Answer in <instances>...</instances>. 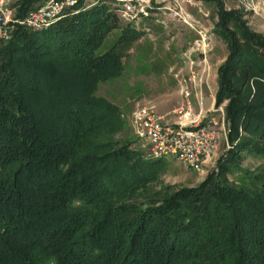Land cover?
I'll return each instance as SVG.
<instances>
[{"label": "trees", "instance_id": "obj_1", "mask_svg": "<svg viewBox=\"0 0 264 264\" xmlns=\"http://www.w3.org/2000/svg\"><path fill=\"white\" fill-rule=\"evenodd\" d=\"M45 1L16 0L18 15ZM201 1L217 7L228 51L215 106L227 102L234 146L193 187L151 188L160 158L96 93L138 38L128 23L101 50L117 7L78 0L48 29L19 26L0 43V264H264V33ZM242 153L263 162L243 168Z\"/></svg>", "mask_w": 264, "mask_h": 264}, {"label": "rangeland", "instance_id": "obj_2", "mask_svg": "<svg viewBox=\"0 0 264 264\" xmlns=\"http://www.w3.org/2000/svg\"><path fill=\"white\" fill-rule=\"evenodd\" d=\"M195 1L196 4L193 5L187 3L182 5L198 18L202 28L207 31L210 44L213 45V50L207 51V54L211 56V69L209 75L205 76L206 80L201 90L194 88V85L188 80L192 68L191 58L184 54L189 43L197 35L189 26L174 19L168 14V10L164 9L165 6H174L172 0H152L153 7L160 6L162 9L153 8L150 15L131 20L122 16V3L118 0H82L86 8L96 4H106L114 5L118 9L120 28L109 33L101 50L109 47L128 23L132 24L138 34V38L130 45L129 56L125 60L122 73L114 79L100 82L96 90L98 95L106 97L120 107L126 130L133 141H137L134 146L141 144L131 121V115L138 105L152 106L156 113L166 117V123H173L174 118L169 114L182 102L184 87L187 86L190 90V99L195 109L206 110L215 102L216 95L213 96L211 93L216 91V67L223 62L228 51L224 40L214 32L215 24L218 21L217 7L201 0ZM219 1L226 10L243 11L245 13L243 19L247 20L255 30H259L260 17L247 11L235 0ZM254 1L259 2L260 5L264 4V0ZM201 55L197 53L193 57L199 61ZM198 67H201L198 63L193 66L196 70ZM226 103L223 104L224 109ZM216 115L220 117V113L217 112ZM225 129V131H221L217 155L201 171L188 168L172 155L166 156L159 161V168L154 172L156 180L150 183L151 188L160 190L171 186L172 190H177L183 187L197 186L206 180L214 170L219 169L220 164L228 157L234 146L228 137L227 121ZM143 151L149 156L147 150L143 149ZM242 154L240 166L243 168L254 169L263 162L262 158L253 154ZM230 177L233 178L234 175L232 174Z\"/></svg>", "mask_w": 264, "mask_h": 264}, {"label": "built area", "instance_id": "obj_3", "mask_svg": "<svg viewBox=\"0 0 264 264\" xmlns=\"http://www.w3.org/2000/svg\"><path fill=\"white\" fill-rule=\"evenodd\" d=\"M122 3V16L127 20L148 16L153 8L152 0H118ZM247 11L261 18L264 25V4L254 0H235ZM174 6H165L174 19L189 26L196 32L195 37L184 51L191 58V71L188 80L202 83L208 76L210 65L207 51L210 50V38L202 28L198 18L183 7V3L196 4L195 0H172ZM78 0H46L26 14L18 15L16 0H0V43L11 39L19 26L32 30H45L62 20L68 10L74 8ZM202 54L204 70L199 73L193 68L194 54ZM182 102L172 109L169 116L174 122H165L166 117L155 112L152 106L138 105L131 115L137 138L141 146L153 158L172 155L188 168L201 171L217 155L221 141V131L225 129L226 115L223 104L210 111L196 110L190 99V90L184 87ZM220 113L217 117L216 113ZM122 116H124L122 114Z\"/></svg>", "mask_w": 264, "mask_h": 264}, {"label": "crops", "instance_id": "obj_4", "mask_svg": "<svg viewBox=\"0 0 264 264\" xmlns=\"http://www.w3.org/2000/svg\"><path fill=\"white\" fill-rule=\"evenodd\" d=\"M260 19H261V18H260ZM258 26H259V30H258V31H261V32L264 33V25H263L262 20H261V22H260V24H259ZM212 50H213V45L211 44L210 50H209L208 52H211ZM194 55H195V54H194ZM194 55H193V56H194ZM193 56H192V58H193V60L195 61L194 64H193V66L195 65V63H198V65L201 66V67H198L197 71H198L199 73H202L203 70H204V63L202 62L201 58H199V59H200L199 61H196L197 58H195V57H193ZM199 57H200V56H199ZM210 58H211V56H210L209 54H207L208 64H209L210 67H211ZM219 63H220V62H219ZM217 69H218V65H217V67H216V71H215V72H216V91H217ZM205 80H206V78H205V76H204V77H203V81H202V83H200V82H197V83L190 82V83H192V84L194 85V88H198V89L201 90L202 87L204 86V82H205ZM197 86H199V87H197ZM216 91H215V93H211V95L215 96V95H216ZM214 107H215V102L213 103V105H212L211 107H208L206 110H207V111H210V110H212ZM201 109L204 110V111H206V110L203 109V108H201ZM196 110H199V109H196Z\"/></svg>", "mask_w": 264, "mask_h": 264}]
</instances>
